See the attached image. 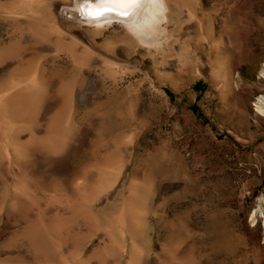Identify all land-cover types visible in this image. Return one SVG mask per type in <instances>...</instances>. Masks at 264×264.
I'll use <instances>...</instances> for the list:
<instances>
[{"label": "rangeland", "instance_id": "1", "mask_svg": "<svg viewBox=\"0 0 264 264\" xmlns=\"http://www.w3.org/2000/svg\"><path fill=\"white\" fill-rule=\"evenodd\" d=\"M103 1L0 0V264H264V0Z\"/></svg>", "mask_w": 264, "mask_h": 264}, {"label": "bare ground", "instance_id": "2", "mask_svg": "<svg viewBox=\"0 0 264 264\" xmlns=\"http://www.w3.org/2000/svg\"><path fill=\"white\" fill-rule=\"evenodd\" d=\"M149 1V0H148ZM148 3V2H147ZM149 4V3H148ZM97 5V4H96ZM95 4H93V3H91V4H89L86 8L87 9H85V11H88V12H90V13H94V14H97V11H103V10H105V9H107V8H113V5H112V2H110V0H104L103 2H102V4L101 5H97L96 6ZM147 6V5H146ZM139 8V7H138ZM146 8H148V6L146 7ZM142 11L143 10H141V9H138L137 11H136V16L138 17V18H140L141 16H142ZM144 12V11H143ZM137 19V18H136ZM139 21V20H138Z\"/></svg>", "mask_w": 264, "mask_h": 264}, {"label": "snow or ice", "instance_id": "3", "mask_svg": "<svg viewBox=\"0 0 264 264\" xmlns=\"http://www.w3.org/2000/svg\"><path fill=\"white\" fill-rule=\"evenodd\" d=\"M110 2H127V0H110Z\"/></svg>", "mask_w": 264, "mask_h": 264}]
</instances>
